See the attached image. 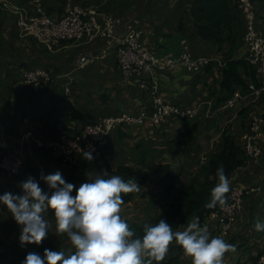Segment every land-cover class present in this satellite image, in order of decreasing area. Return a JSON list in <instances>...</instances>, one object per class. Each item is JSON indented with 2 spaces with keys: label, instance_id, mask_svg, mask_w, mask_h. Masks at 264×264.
Segmentation results:
<instances>
[{
  "label": "crops",
  "instance_id": "0c3cea01",
  "mask_svg": "<svg viewBox=\"0 0 264 264\" xmlns=\"http://www.w3.org/2000/svg\"><path fill=\"white\" fill-rule=\"evenodd\" d=\"M65 1L41 0L53 19L59 18ZM70 1L122 19V34L126 33L128 24L139 20L144 45L158 56L179 55L182 39L188 38L192 54L210 58L212 65L196 74L183 66L160 72L156 77L157 91L167 102L181 108H191L199 102H209L211 107L207 106L193 121H173L162 127L151 124L120 126L112 131L96 163L81 158L75 170L65 169L60 159L39 144L57 141L60 126L75 136L86 125L103 118L138 114L149 108L152 97L142 91L141 81L151 78L142 72L130 78L123 77L116 48L108 49L104 58L96 63L79 67V55L100 53L108 47V39L98 37L93 41L66 42L49 51L33 38L22 35L17 27L21 15L35 13V0H0V158L8 155L22 157L25 161L20 176L0 173V193L20 192L21 181L29 176L40 180L41 172L60 171L66 181L78 187L95 174L106 171L109 175H117L121 167H128L134 172L132 178L138 177L140 188L133 192L130 202L121 206L120 214L130 223L154 224L174 196L166 193L161 179L152 175L150 168L169 165L173 171L181 172L176 189L190 190L193 178L203 171V159L219 147L223 135L231 136L242 148L243 135L248 132L252 117L264 108L263 96L242 100L234 109H221L226 96L221 88L225 60L228 55L235 59H245L247 55L245 20L238 22L233 30L236 46L226 43L219 48L198 35L199 0ZM254 1L261 17L264 0ZM35 70L47 71L53 82L41 86L25 83L24 73ZM195 125L198 130L191 132ZM190 137L193 141L188 140ZM228 178L230 187L256 191L244 199L242 213L226 239L236 246L235 251L226 252L222 264H250L264 252V231L255 228L257 220L264 221V159L245 162ZM200 180L206 182L213 178L205 175ZM40 183L47 190V185L43 181ZM186 183L191 186L187 187ZM47 218L50 231L45 239L59 250L72 251L67 234L56 232L51 212ZM203 225L213 235H218L219 223L210 215ZM20 232L21 226L10 211L0 205V264H8L26 250L27 245H20ZM174 254L179 255L178 264H191V257L175 241L169 245L167 257Z\"/></svg>",
  "mask_w": 264,
  "mask_h": 264
},
{
  "label": "built area",
  "instance_id": "2783aa9c",
  "mask_svg": "<svg viewBox=\"0 0 264 264\" xmlns=\"http://www.w3.org/2000/svg\"><path fill=\"white\" fill-rule=\"evenodd\" d=\"M238 7L245 20L244 41L247 45L246 60L257 76V84L251 83L245 93L237 91L232 97L222 102V110L234 109L242 100L249 97L261 99L264 96V3L262 16L254 0H238ZM35 13L23 14L17 21L20 33L44 45L47 50L54 51L63 43H78L84 40L93 41L98 37L108 39V47L100 53L90 56L79 55L77 65L84 67L94 64L104 58L110 48L117 49V60L121 74L130 78L138 72L146 73L149 78L141 81V89L152 97L149 108L138 114L125 113L106 117L96 123L86 125L77 135L71 136L63 127H59V139L55 142L40 143V147L48 149L53 156L60 159L62 166L73 171L83 158L82 150L93 151L94 158L88 161L97 162L102 150L108 144L109 137L120 126H143L151 124L162 127L173 121L196 120L209 106V102H199L191 108H181L167 102L158 94L156 77L158 73L183 66L190 73L206 70L212 60L207 57H195L190 49L188 38L181 41V52L177 56H158L149 51L143 43V29L139 20L127 25L126 33L122 34L124 23L122 19L101 12L89 5L75 4L70 0L63 3L59 18H51L41 0H35ZM25 83L35 86L47 85L53 82L50 73L44 70L27 71L24 73ZM69 91V90H68ZM213 114L210 113L209 117ZM264 108L261 113L251 119L249 130L243 135L244 158L246 163L258 162L264 159ZM208 158L203 159V165ZM25 169L22 157L5 155L0 158V173L9 177L20 176ZM256 189H244L231 186L226 193V201L219 205L211 214V218L219 223L218 235L226 240L232 227L243 210L246 196ZM250 264H264V252L256 261Z\"/></svg>",
  "mask_w": 264,
  "mask_h": 264
},
{
  "label": "clouds",
  "instance_id": "9594fccd",
  "mask_svg": "<svg viewBox=\"0 0 264 264\" xmlns=\"http://www.w3.org/2000/svg\"><path fill=\"white\" fill-rule=\"evenodd\" d=\"M82 155L88 161L94 158L92 150H82ZM215 175L217 183L211 189L209 207L223 205L230 190L222 166ZM40 181L47 185V190ZM19 187L18 193H0V205L6 206L21 226L20 245H39L46 238L50 212L55 218L56 232L66 233L72 245V251L45 248L43 255L28 252L22 264H151L144 257L163 260L173 241L191 257V264H222L224 254L235 251L234 244L201 225L198 216L180 230H173L172 224L161 218L155 224H146L143 234L136 235L120 214L125 202L122 194L140 188L134 178L125 180L105 171L77 187L66 181L60 171L41 172L40 180L29 176ZM255 228L264 231V221L257 220Z\"/></svg>",
  "mask_w": 264,
  "mask_h": 264
},
{
  "label": "trees",
  "instance_id": "16d2710c",
  "mask_svg": "<svg viewBox=\"0 0 264 264\" xmlns=\"http://www.w3.org/2000/svg\"><path fill=\"white\" fill-rule=\"evenodd\" d=\"M242 19L244 17L239 10L238 0H199L196 12L198 35L202 40L212 42L219 48L226 43H231L233 46H236L237 42L233 30ZM251 83L257 84L255 69L249 65L246 59H235L228 55L225 60L221 81V88L226 92L223 101L232 97L237 91L245 93ZM197 130L198 126L195 125L191 132H196ZM188 140L193 141V138L190 137ZM244 165L245 158L243 149L235 143L231 136L225 134L222 137L219 147L209 155L207 163L203 165L202 173L193 178L190 190L178 191L176 189L181 172L173 171L169 165L150 168L151 174L161 179L166 193L169 196H174L168 209L155 219V223L163 218L172 224L173 230H180L181 226H186L188 222L198 216L200 218V224L203 225L206 217L220 205L217 203L213 207L208 206L211 201V189L217 183V177L215 175L216 169L222 166L226 175L230 176ZM116 174H123L128 178H132L134 172L131 168L121 167ZM205 175L211 176L213 180L201 182L200 178ZM122 195L125 200L124 204L130 202L133 198V192ZM126 222L130 228L135 230L136 235H142L144 226L148 224ZM45 248L59 251L56 246L44 239L39 245L28 244L26 250L14 257L8 264H22L28 252L34 251L43 255ZM144 259L151 261V264L179 263V255L177 254L167 257L166 253L161 261H155L148 256H145Z\"/></svg>",
  "mask_w": 264,
  "mask_h": 264
},
{
  "label": "rangeland",
  "instance_id": "374dc122",
  "mask_svg": "<svg viewBox=\"0 0 264 264\" xmlns=\"http://www.w3.org/2000/svg\"><path fill=\"white\" fill-rule=\"evenodd\" d=\"M177 182H178V181H177ZM191 185H192V181H191ZM191 185H189V183H186V186H187V187H189V186H191Z\"/></svg>",
  "mask_w": 264,
  "mask_h": 264
},
{
  "label": "water",
  "instance_id": "95a60500",
  "mask_svg": "<svg viewBox=\"0 0 264 264\" xmlns=\"http://www.w3.org/2000/svg\"><path fill=\"white\" fill-rule=\"evenodd\" d=\"M135 180H138V177H135Z\"/></svg>",
  "mask_w": 264,
  "mask_h": 264
}]
</instances>
